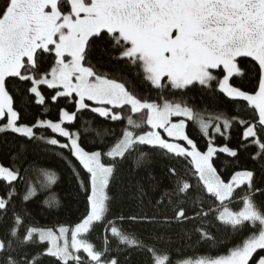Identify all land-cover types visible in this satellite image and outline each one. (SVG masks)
Returning a JSON list of instances; mask_svg holds the SVG:
<instances>
[{
  "label": "snow or ice",
  "instance_id": "6c2138e0",
  "mask_svg": "<svg viewBox=\"0 0 264 264\" xmlns=\"http://www.w3.org/2000/svg\"><path fill=\"white\" fill-rule=\"evenodd\" d=\"M241 58L251 65L252 88L233 83L235 77L246 76L238 67ZM125 61L142 69L144 79L155 88L175 93L199 86L226 100L243 102L251 118L241 125L240 147L215 145V138L230 132L235 121L206 118L185 99L137 95L108 68ZM45 88L54 92L53 103L61 98L67 102L59 109L58 121L26 120L16 108V93L45 105ZM126 108L142 114L147 130L129 117L130 127L113 133L114 146L107 151L86 150L78 134L67 127L85 111L102 122L115 123L123 119ZM197 122L198 131L209 138L203 150L187 132L189 124ZM41 129L52 137L38 135ZM0 135L12 137L9 151L17 159L29 145L40 142L70 153L79 166L73 165V178L85 201L83 222L70 230L69 244V229L61 227L57 235L51 228H29L15 209L8 216L11 198H0V214L7 221V230L0 234V264H38L32 259L33 246L42 247L39 254L51 258L52 264H135L133 253L146 255V264H165L167 257L155 255V247L142 245L136 235H122L115 227L111 232L120 237L117 252L111 240L98 250L80 238L94 221L107 220L106 202L111 205L121 197L139 198V211L117 215L147 231L153 244L163 239L160 233L189 224L199 239H215L210 234L214 225L202 223L209 217L236 231L251 223L252 234L227 254L194 264H264V209L253 202L256 195L264 196V187L256 183L257 169L243 168L225 177L215 166L219 153L238 160L241 149L254 148L251 162L259 165L264 183V0H0ZM140 146L177 159L190 158L199 193L212 203L200 200L199 207H186L193 191L189 182L177 183L166 193L167 204L149 196L158 185L145 187L134 177L123 191H115L112 185L120 168ZM170 174L178 175L174 167ZM18 178L15 169L0 166V180L9 188ZM239 189L248 195L242 208L232 210L228 204ZM145 197H149L147 205Z\"/></svg>",
  "mask_w": 264,
  "mask_h": 264
},
{
  "label": "trees",
  "instance_id": "16d2710c",
  "mask_svg": "<svg viewBox=\"0 0 264 264\" xmlns=\"http://www.w3.org/2000/svg\"><path fill=\"white\" fill-rule=\"evenodd\" d=\"M238 67L246 73L244 78L235 77L234 84L243 83L247 88L255 86L254 74L249 71L251 65L247 58H241ZM108 68L118 76H121L127 82L130 88H133L137 95L156 100L157 98L167 97L169 99H185L194 106L202 115L207 117H221L235 121L230 128V132L225 136L215 138L216 146L227 144L233 149L240 147L241 125L247 119L251 118V112L243 102L229 101L220 96L218 93L201 89L197 86L188 92H173L169 88H155L144 79L142 69L135 67L132 62L125 61L121 64L108 65ZM219 70L217 75L220 74ZM215 87V85H214ZM47 97L45 105H37L35 101H28L26 98L16 93L15 105L21 110L26 120L33 123L37 119H51L58 121L59 109L67 102L61 98L58 103L51 101L54 94L52 90L44 89ZM74 110V109H70ZM69 130L78 134L80 143L86 150H109V146H114L113 133H119L121 129L128 128L127 121L123 118L115 123L110 121H101L90 112H83L76 119L74 124H68ZM199 123L189 124L187 132L194 138L201 150L206 148L207 136H203ZM38 135L45 138H51L50 131L41 129ZM63 142V138H60ZM12 137L7 138L0 135V165L15 169L19 173V178L11 188L6 182L0 180V198H11L12 203L9 205L8 216L15 214L29 228L58 229L60 227L73 228L77 223L83 221L85 215L84 194L77 189L76 181L73 178V165L76 161L71 158L70 153L59 147L46 148L43 142L37 145H29L27 153L20 158H16L15 152H10L12 147ZM22 143V141H21ZM256 149L249 148L248 152L242 149L239 159H234L226 154L219 153L215 157V166L224 173L225 177L229 176L235 170L243 168H256V183L264 187L262 176L259 172V165L253 164L252 158ZM174 167L178 175H171L170 168ZM194 168L191 165L190 158L185 159L170 157L167 153L154 151L146 146H140L138 150L128 157L126 163L120 168L116 182L112 187L115 191L120 192L130 183L134 177L136 180H143L145 187L149 185H158V190L150 191L149 196L155 200L164 199L168 203L166 193L170 192L177 183L183 184L189 182L193 185V191L189 194V203L186 207H199V201L204 200L205 204H211L212 201L200 195L197 179L193 175ZM83 174V173H82ZM107 192V190H106ZM111 195V193H108ZM248 195L243 189L236 192L235 197L229 201L228 206L233 210L242 208V200ZM149 197L144 198V204L147 205ZM253 202L258 209H264V196L256 195ZM139 198L129 201L124 198H117L116 202L109 205L106 202L105 215L106 221H96L90 226L83 236L87 242L92 243L98 250L103 249L112 241L113 252L119 251L117 244L119 236H113L111 228L115 227L119 233L125 236L136 235L143 245L147 242L148 247H155V255L166 256L165 264H185L199 259L215 258L218 255H225L229 248L238 244L241 239L247 238L252 234L254 226L245 222V225L239 231L233 230L231 226H223L213 221L211 217L203 221L205 225L213 224L211 235L215 239L207 242L199 239L193 231L192 225H186L182 229L169 231L167 234L160 233L162 240L153 244L149 240L147 231H141L136 226L122 222L120 215L117 213L139 211ZM171 214L172 209H167ZM6 218L0 214V234L7 230ZM200 223V222H198ZM44 249L33 246L32 259L38 261V264H52V259L41 256L39 253ZM84 256V253H81ZM123 260V257L121 258ZM135 264H146L148 257L133 253Z\"/></svg>",
  "mask_w": 264,
  "mask_h": 264
},
{
  "label": "rangeland",
  "instance_id": "374dc122",
  "mask_svg": "<svg viewBox=\"0 0 264 264\" xmlns=\"http://www.w3.org/2000/svg\"><path fill=\"white\" fill-rule=\"evenodd\" d=\"M89 103H91V102H89ZM121 115H122V117L127 121L128 120V118L129 117H131L132 118V120L135 122V123H140V124H142V121H143V116H142V114H140V113H132L131 112V110H130V108H126L122 113H121ZM174 120H175V118H173ZM6 122V121H5ZM129 126V125H128ZM200 126V125H199ZM130 127V126H129ZM142 128H143V130H147V128L146 127H143V124H142ZM1 166V165H0ZM232 209V208H231ZM233 210V209H232ZM83 222V221H82ZM81 222V223H82ZM94 222H96V221H94ZM93 222V223H94ZM61 228V227H60ZM60 228H58V229H55L54 231L56 232V234L57 235H59V229ZM65 228V227H64ZM75 227H73V228H66V229H69V232L67 233V239H68V242H69V244L71 243V236H70V230H73ZM89 228H90V226H89ZM85 233L86 232H84V231H82L81 232V234H80V238H82L83 239V236L85 235ZM61 243H63V240H61L60 241ZM195 262V261H194Z\"/></svg>",
  "mask_w": 264,
  "mask_h": 264
}]
</instances>
